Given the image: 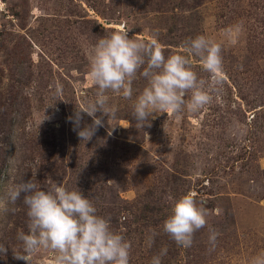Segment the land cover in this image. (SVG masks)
I'll return each mask as SVG.
<instances>
[{"label":"rangeland","instance_id":"rangeland-1","mask_svg":"<svg viewBox=\"0 0 264 264\" xmlns=\"http://www.w3.org/2000/svg\"><path fill=\"white\" fill-rule=\"evenodd\" d=\"M234 25L242 27L233 44L223 30ZM117 31L156 35L166 57L197 35L222 43L220 92L198 112L160 113L137 128L131 112L147 84L142 67L132 100L107 92L115 114L83 142L68 117L95 99L90 57L100 37ZM192 66L209 79L199 58ZM92 122L84 114L81 127ZM34 173L41 187L51 178L81 190L110 217L132 244L130 264H151L163 248L162 264H248L264 250V0H0V194ZM190 191L222 211L184 248L163 223ZM10 207L0 213L8 248L0 264H25L13 258L22 251L18 231H28L23 194ZM209 228L220 233L211 252ZM52 255L42 250L33 264Z\"/></svg>","mask_w":264,"mask_h":264},{"label":"clouds","instance_id":"clouds-1","mask_svg":"<svg viewBox=\"0 0 264 264\" xmlns=\"http://www.w3.org/2000/svg\"><path fill=\"white\" fill-rule=\"evenodd\" d=\"M241 27L234 25L223 30L230 43L236 42L233 33L241 31ZM164 49L156 35L145 41L136 35L130 38L127 31H117L98 39L87 73L97 87L95 99L76 106L74 114L68 117L79 139L91 140L98 129L104 127V116L110 119L115 114V107L108 105L107 92L132 100L133 82L142 67L140 75L147 84L136 96L131 112L137 128L151 127V121L160 113L179 119L185 110L195 113L212 102L225 79L222 43L197 35L167 57ZM193 56L199 58L209 79L200 78L193 69ZM62 93L63 86L56 82L55 95ZM97 113L102 115L98 117ZM84 114L93 122L81 127ZM22 194L27 207L28 231H18L22 251H13L14 259L33 264L36 254L44 250L53 253L49 264H130L131 242L113 230L110 217L97 214L96 207L81 190H69L64 183L51 178L41 187L34 173L31 180L22 178L0 194V213L15 212L10 206L15 205ZM205 204L194 191L181 196L164 221L163 231L177 245L191 247L194 234L207 226L208 217L222 211L218 207L209 209ZM219 236L216 229L209 228L210 252L215 250ZM7 252L8 248L0 244V256H7ZM166 254L167 248L161 249L153 256L151 264H162ZM248 264H264V250L252 256Z\"/></svg>","mask_w":264,"mask_h":264},{"label":"trees","instance_id":"trees-1","mask_svg":"<svg viewBox=\"0 0 264 264\" xmlns=\"http://www.w3.org/2000/svg\"><path fill=\"white\" fill-rule=\"evenodd\" d=\"M30 178L32 179V174H31ZM30 178L26 177V178H24V180L27 181V180H30ZM4 236H6V234H4ZM0 242H1V239H0ZM19 248L22 249V244H20Z\"/></svg>","mask_w":264,"mask_h":264}]
</instances>
